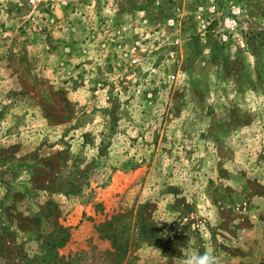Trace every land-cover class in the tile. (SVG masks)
Instances as JSON below:
<instances>
[{"label": "rangeland", "instance_id": "1", "mask_svg": "<svg viewBox=\"0 0 264 264\" xmlns=\"http://www.w3.org/2000/svg\"><path fill=\"white\" fill-rule=\"evenodd\" d=\"M264 264V0H0V264Z\"/></svg>", "mask_w": 264, "mask_h": 264}, {"label": "clouds", "instance_id": "2", "mask_svg": "<svg viewBox=\"0 0 264 264\" xmlns=\"http://www.w3.org/2000/svg\"><path fill=\"white\" fill-rule=\"evenodd\" d=\"M186 264H219L217 257L213 256L209 252H204L201 255H192Z\"/></svg>", "mask_w": 264, "mask_h": 264}, {"label": "trees", "instance_id": "3", "mask_svg": "<svg viewBox=\"0 0 264 264\" xmlns=\"http://www.w3.org/2000/svg\"><path fill=\"white\" fill-rule=\"evenodd\" d=\"M7 262H8V264H11V259H8Z\"/></svg>", "mask_w": 264, "mask_h": 264}]
</instances>
